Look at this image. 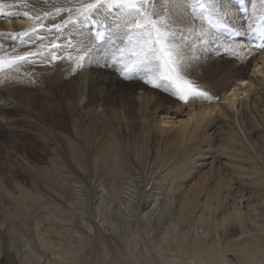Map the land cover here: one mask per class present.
Listing matches in <instances>:
<instances>
[{
	"label": "bare ground",
	"instance_id": "6f19581e",
	"mask_svg": "<svg viewBox=\"0 0 264 264\" xmlns=\"http://www.w3.org/2000/svg\"><path fill=\"white\" fill-rule=\"evenodd\" d=\"M107 1L119 7H114L113 13L118 20L113 23V27L121 31V35H129L128 33L133 32L136 25L144 26L143 19L160 20L163 27L161 33L155 29L153 40L155 36L159 37L155 40L153 55H148L153 59H149L150 61L144 64L135 63L139 55V47L133 43L135 39L126 42L125 48L120 45L119 48L111 49L107 36L104 48L108 53L119 55L122 65H119L118 73L113 74L114 72L109 70L108 62L105 61L107 62L104 64L106 70H102L103 73L99 74L101 75L99 79L90 73L88 59L99 51L100 44L95 41L91 30L86 28V24L91 17H94L104 30L102 14H106ZM167 1L169 0H156L153 6L145 0H0V43L10 44L15 39L14 46L19 45L13 54L4 58L29 57V54H33L31 57L36 58L34 64L15 65L0 73V79L15 74L17 80L19 74L21 78L29 76L30 81L31 78L36 79V84L46 81L48 86L53 88L58 87L62 80H73L71 75L79 77L63 86L62 90H64L60 99L65 102L66 107H78L80 112L84 111L83 113L87 115L82 118L81 115L78 116L81 119L76 118L72 122L73 130L71 128V131L68 126L65 130L66 124L60 121L58 124L55 120L56 123L52 124V128L54 137L57 138L55 139L59 141L56 142L61 148L54 147V153L51 156L53 169L57 174L59 173L58 175H61L60 172L66 173L65 170L70 172L68 174L67 171L63 177L64 191L60 187L58 200L63 202L65 199L74 200V203L68 206H70V212L74 211L75 215H72L76 218L74 216V219L68 218L67 213L64 212L66 209L64 210L62 203L57 201L59 214H57L58 217L54 215L51 219L55 220V223L64 220L79 223L82 218L84 228L87 226L91 229L92 223L91 219L88 220L86 209L89 203H94L95 207H99L98 216L102 225H106L105 228L109 231L119 234L121 241L116 246L105 242L106 245L104 241L98 240L99 237L82 233L71 234L78 237L70 241L66 237L69 234L64 233L59 224L51 221L43 223L40 211L34 207V203V205L30 203L32 191L26 188L19 178L14 181L15 177L13 180L15 187L19 190L17 194L3 185L0 179L1 205L13 204L18 208L14 216L19 217V222L23 223H19L20 226L29 233L25 234L26 237L35 240V242L30 241L35 248V251L31 252L33 254L30 252L22 254L16 250V256H20L21 264H39L42 258H47L43 264H264V213H258L259 207L253 202L229 209L228 205L235 194V187L226 175L216 176L217 163H220L221 158L235 157L232 155V149L228 150L230 147L228 141L233 146L235 137L229 133L230 131L228 132L230 135L228 139L226 138L227 143L223 142V146L217 147L223 154L218 156L214 149L216 148L214 140L220 132L217 131L218 123L214 122L213 116L219 113L233 117L243 106L246 109H243L240 123L246 130L248 114L245 113L249 110L248 108L254 107L256 110L258 107H264V47L260 51L254 50L252 46L244 44L241 40H231L216 34L204 22L199 13V9L203 6L212 11L219 23L244 34L248 24L241 18L236 5L231 0H222L225 9L224 14L221 15L216 9V0L203 1L205 5L204 3L198 5L194 18H190L186 13L185 16L180 12L176 13L178 0H173L172 4L170 1L172 7L165 10L166 3L167 7H170ZM248 1L251 10L249 21H252L253 25L256 20L264 17V2H260L262 10L255 12L257 7L251 0ZM110 8L111 6L108 9ZM55 10L59 12L56 13ZM257 14L259 16L256 17ZM237 19L239 21L235 24ZM74 20H78L77 25L73 23ZM174 26H179L180 31L184 29L187 36L175 34L174 30L178 29ZM140 28V26L136 28L139 33ZM146 28L149 30L148 27ZM40 34L44 35V40L38 39ZM51 38L53 41H49ZM18 40L22 42L19 44ZM70 40H72L71 43ZM28 41L31 42V46H26ZM42 44H62L63 47L50 51L42 49ZM107 51L103 55L107 54ZM108 55L107 57L110 56ZM222 55L226 57L221 58ZM59 56H62L60 61ZM164 56L169 57L167 70ZM213 56L220 58H213ZM47 60H52V66H46ZM211 62L213 64L210 65ZM234 63L240 64V69L232 75L227 71V67H234ZM247 67H250L251 71H248ZM17 70H24V72L19 73ZM260 75L262 77L259 78ZM153 77L157 81H153ZM171 78H173L172 81ZM255 78H258V82L261 81L262 85H258ZM140 79L143 80L142 84H136L140 82ZM10 80L5 85L8 86V95H15L21 101L25 100L26 107H39L43 104V101L35 104L40 100L33 97L30 99L31 96L24 95L25 93L16 94L14 91L17 87L9 89L15 84ZM166 81L172 83L173 87L178 86L175 92L177 101L172 98L174 93L169 92ZM188 82L193 84V88H185ZM158 93H163L165 96ZM42 94V97H45L44 101L53 100V98L50 99L54 97L50 88ZM54 99L56 101L57 97L55 96ZM51 104L47 107L64 108H60L57 103L53 105L51 102ZM95 107H103L101 109L107 111V116L101 115L99 127L102 130L99 134L93 131L96 117L90 115ZM58 112L57 115H59ZM106 113L104 112L103 115ZM52 115L50 113V116ZM98 117L100 118V115ZM51 122L53 123L54 120ZM170 131H175L173 137L168 135ZM150 132H152L151 135ZM247 132L250 134V131ZM220 138L223 137L220 136ZM257 143L258 141L253 148L264 162V146ZM168 159L178 162L179 165L176 170L167 173L164 179L162 174L166 172L162 171L164 162ZM58 162L62 165L55 166ZM195 162L200 167L208 169L196 180L187 183L193 173ZM138 163L142 170L137 172L135 168ZM31 167L28 170L34 172L35 176L38 174L42 176L40 173H43V169ZM235 167L239 175L250 173L253 177L256 176L252 178L251 186L264 193V177L259 170H256V166L249 169L240 163ZM217 171L221 172L218 168ZM45 173L44 171L43 174ZM84 173L85 177L86 175L91 177L93 185H89V182L83 179ZM44 180L42 179L44 183L48 181L45 184L41 182L44 186L54 185L55 189L59 188L52 179ZM167 182L169 189L165 185ZM88 185L92 186L90 190ZM50 189L54 191L53 187ZM37 192L36 195H38ZM55 193L57 195V192ZM261 197L264 198V194ZM6 198L8 203L4 204ZM114 203H119L120 209H115ZM103 205H109L110 209L107 211L110 217L105 214L104 209L102 213ZM73 206L74 210L71 211ZM9 208L11 211V206ZM244 208H246L245 211ZM221 213L222 217L219 218L218 215ZM106 216L111 219L105 221ZM2 221H6V218ZM185 225L189 227L187 232L181 231L182 226ZM197 226L202 229L201 232L197 230ZM158 227L162 228V232L157 234L158 236H153L152 232ZM233 228H239L240 233L229 234ZM4 232L7 237H11L10 231L6 229ZM114 238L118 239L117 236ZM27 246L26 249L31 248Z\"/></svg>",
	"mask_w": 264,
	"mask_h": 264
},
{
	"label": "rangeland",
	"instance_id": "374dc122",
	"mask_svg": "<svg viewBox=\"0 0 264 264\" xmlns=\"http://www.w3.org/2000/svg\"><path fill=\"white\" fill-rule=\"evenodd\" d=\"M170 1H171V4L173 3L172 2L173 0L167 1L168 4L170 5V7H167V3H166L165 4L166 7L164 6L165 10H167L166 8L170 9L172 7V5L169 3ZM203 1H206V0H188V1L187 0H178L179 3L177 2V4H176V9H177V6H178V10H176V13L180 12L184 16H185V13H186V15L189 14L190 18H192V17L194 18L198 5L199 6L203 5V3L205 5V2H203ZM145 2H147L149 4L151 3V5L155 6L156 0H145ZM216 2H217L216 9L218 10V14H220V15L224 14L225 7L223 5V1L222 0H219V1L216 0ZM218 2H220V3H218ZM252 2H255V0H252ZM257 2H258V4H257ZM260 2H264V1L263 0H259V1L255 2V6L257 7L256 8V12L259 11V10H262V7H261L262 3H260ZM9 4H11V3H9ZM109 6H111L110 9H108ZM114 7L119 8V7H117V5L113 4L112 2L107 1L106 2V14H104V13L102 14L103 15L102 20H103V23H104L105 30L107 32L106 34L109 35V41H110L111 47H114V46L115 47H119L120 45H123V44L126 45L128 42H130L133 39H135L133 43H134V45L139 47V55H138V58H137L135 63L141 62V64H144L147 61L152 60L153 57L152 56L149 57L148 55H153L152 49H155V45H156L155 40L159 37V36H155L154 40H153V34L156 33V30L159 33H161V28L163 27V23L160 20L151 21V20L143 19V21L145 22V25H144L145 27L143 26V24L142 25L139 24V25L135 26L136 28L139 27V26L141 27L140 28L141 29L140 33H139V30L138 29L136 30V28H135L134 31L132 30L133 32H130L129 35H127V36L126 35H121L120 34L121 31L118 30L119 31L118 32L117 29H115L113 27V23L118 20V18L115 16V13H113L115 11ZM182 9H183L184 13H183V11H181ZM108 10H110V11H108ZM258 14H260V13H258ZM166 16H167V14H166ZM167 17L170 18L169 16H167ZM238 21L239 20L237 19V21H235L234 23L236 24V23H238ZM248 23L251 24V22L247 21L246 24H248ZM146 27H148L149 30ZM176 27H177L178 30H174L175 34H177L179 36H183V37L187 36V34H185L186 31L184 29H181V31H180V27L179 26H174V28H176ZM142 29H144V31ZM145 29H147V30H145ZM183 30H184V32H183ZM132 34H135V35H132ZM184 35H186V36H184ZM132 36L133 37L135 36V37L132 38ZM194 36H195V34H194ZM160 37H161V34H160ZM193 38L195 39V37H193ZM13 40H14V43H15V39H13ZM50 40L53 41L52 38ZM109 41H108V43H109ZM242 42L244 44L246 43L245 41H242ZM104 44L105 43L101 44L100 48L98 49L99 51L96 52V54H93L91 56V58L88 59V61H89L88 69L90 70V67H91V72L90 73L93 74L94 76L96 75L95 77H98L99 79L101 78V75H99V74L103 73L102 70H106V68L104 67V64H106L107 62H108L107 65H109L108 66L109 70L113 71L114 72L113 74H115V72L118 73V68L122 65V59L119 56H117V55L109 54L108 51L104 48ZM144 44H146V46H144ZM185 44H186V42H185ZM112 49H115V48H112ZM106 51H107V54L103 55ZM7 52L8 53L12 52V49H8ZM30 55H32V54H30ZM107 55L109 57H107ZM105 56H106V59H105ZM112 57H116L114 62L111 61ZM214 57L215 56H213V58ZM222 57L224 58L226 56L222 55L221 58ZM215 58L219 59L220 57L219 58L215 57ZM163 59H164V62H166L165 69L167 70L169 68V66H168L169 57L168 56H164ZM205 59H207V58H205ZM50 61H52V60L47 61V63H50ZM105 61H107V62H105ZM232 63H233V61H232ZM211 64H213V62H211L210 65ZM46 66H49V65H46ZM50 66H52V65H50ZM25 69H28V68L25 67ZM239 69H240V64L237 65V63H234V67H227V71L230 72L232 75H234L235 71L239 70ZM247 70L251 71L250 67H247ZM17 71L19 73L20 72H24V70H17ZM22 74H24V73H22ZM14 75L15 74H12V75H9L11 77L7 76L8 77L7 78L5 76L3 79H0V179H2L1 183L3 185H5L6 187H8L9 189H11L12 191H14V193L16 192V194H17V192L19 193V190H18L17 187H15V182L14 181L20 179L19 181H22V183H24V186L26 188H28L30 191H32V192H30L31 193V197H32V201L30 203H32L31 205L35 204L34 207H36V209L40 211V214H41V216L43 218V223L45 224V223H48L49 221H51L54 224H59L60 225L59 227L62 228L64 233H66L67 235L69 234L66 237L69 238L70 241H74L75 238L78 237L77 235H79V233H82L84 235H93L95 237L97 236L96 238L99 237L98 238L99 241H104V243L106 242L107 244H109L111 246H116L118 243L121 242L119 240V238H120L119 234L117 235L116 233L109 231L107 228H105V227H107L106 225H104V224L102 225V222L99 220V216H98L99 215V212H98L99 211V207L98 206L95 207L96 205L94 203H89V206L86 209L87 210L88 220L91 219L90 220V222L92 223L91 227L92 228L95 227V228H93L94 230L92 228L90 229V227L88 229L87 226L84 228L85 225L83 223L84 221H83L82 218H81V222H79V223L77 221H72L75 225H72L73 224L72 222L70 223V221L68 222L66 220H64L63 222L60 221V223H58V222L55 223V220L51 219L52 216H54V215L57 216V214H59V212L57 211V206L59 205V204L56 203L57 201H60V203H62V207L64 208V210L66 209L64 212L67 213L68 218H70V217H71V219H74V217L76 218V216H74L75 214H74V211H73L74 210V206L72 207L73 209L71 208V211H73V212L69 211L70 210V208H69L70 206H68V205H70V203L73 204L74 200L71 199L72 200L71 201L70 199H68V200L65 199L64 202L61 201V200H58L60 198V196L58 195V191H59L60 187H61L62 191H64L63 190L64 189L63 188L64 187L63 186V181H64L63 177H64V175H66L68 170H65L66 173L65 172H60L61 175H58L59 173L57 174L56 170L53 169L54 166H53L52 161H51V158H52L51 156L54 153V147L61 148L59 146V144L57 143L59 141L56 140L57 139L56 137H54L55 135H54V131H53V128H52L53 127L52 124H54L56 122L59 124V121H60V123H62L64 125L66 124V126H65L66 129L65 130H67L69 128L70 129L69 131H71L72 122L74 120H76V118L78 120H80L82 118V116L86 117V115H87V114L83 113L84 111L80 112L78 107H72V106H67L66 107L65 102L60 99V95H61L62 91L64 90V89L62 90L63 86L65 84L72 83L73 81H75L79 77H77V75H75V76L71 75L73 80H62V81H60L58 87H53L52 88L51 86H48L46 81H43L42 83H39V84L37 83L36 84L35 81H37V80L34 79V78L33 79L31 78V81H30V77L29 76H28L29 78L28 77L25 78V76L24 77L22 76V78H21V77H19L20 75L18 74V77H17V80H16V76L17 75L16 76H14ZM116 76L118 78L117 74H116ZM258 77L260 78L262 76L260 75ZM9 79L14 81V83H15L12 86H10L9 89L13 88V87H17V88H15V91H14L16 94L25 93L24 95H27V96L30 95L31 96V97H29L30 99L33 97L36 100H40V101H36L35 104H38L41 101H43V104L40 105L39 107H26L25 100L21 101L15 95L14 96L8 95V92H7L8 91V89H7L8 86H5V85H6V83H8ZM172 79L173 78H171L170 80L172 81ZM255 79H256V82H257L258 85L261 84L260 79H259L260 82H258V80H257L258 78H255ZM15 80L18 81V82H16ZM177 80L180 81V79H177ZM190 80H193V79H190ZM142 81L143 80L140 79V82L138 81V82H136V84H138V85L142 84ZM153 81H157V80L153 77ZM29 85H31V86H29ZM135 86L136 85H134V87ZM167 86L169 87V92H173L174 93V96L172 98L174 99V101H177L176 100L177 94L175 92L178 90V86L173 87L172 83H170V82H167ZM48 88H50V92H52L53 96L57 97L56 101H55L54 97H50V99L53 98V100L49 99L50 101H44L45 97H42V95H43L42 92L46 91ZM185 88L186 89H191V88H193V84L191 82H188L185 85ZM254 92H255V90H254ZM158 94H162L163 96H165L163 93H158ZM24 95H22V96H24ZM26 98H28V97H26ZM51 102H53V105H55L57 103V104H59L60 108H63V107L64 108L63 109H59V107H47V106H49V104L52 105ZM42 108H43V110H42ZM95 108H94V110H92L93 112H90V115L91 114L93 115L92 117H96V119L94 118V122H96L95 123V128H94L95 130L93 128L92 129H93V131H96V134H99V133H101L100 131L102 130V128L99 127L101 115H102V117H104L105 115L107 116V113H106L107 111H103L102 110L103 107H99V108L95 107ZM223 108L225 109V107H223ZM55 109H58V110H55ZM243 109H246V108L241 106L239 111L237 113H235L236 115L234 114L233 117H232V115H230V116L226 115L227 116L226 117L224 114L220 115L219 113H216V114L213 115L214 116V122L218 123L217 127L219 129L217 131L220 132V135H217L216 139L214 140V145L216 146V148H214V149L216 150L218 156H221V154H222V152H220V150L218 148L220 146H223L222 145L223 142L225 143L226 141H228L227 139H228V137L230 135L229 133H231L235 137V140L233 141L234 142L233 146L231 145L232 143L230 144V141H228L229 142V146H230L228 150L232 149V155H234L235 157L226 156V157L221 158L220 163L219 164L217 163V166H218L217 168L221 172L217 171V168H216V173H217L216 176L220 175V174L221 175H226L227 178L232 182L233 186L235 187L234 188V193L235 194L233 193L234 195H233L232 199L230 200V204H229L230 206L228 205V207H230L229 209H232L233 207H235L237 205L244 206V205H246L249 202H253V203H256L258 205V207H259L258 213H264V207H262V206H264L263 205L264 204V198L261 197V196H263L264 193H263V191H260L259 189L255 188L254 186H251V180H252V178H255L256 176L253 177V175L250 174V173L248 175L247 174L243 175L242 173L239 175L238 174L239 172L235 170L236 167L234 168L235 165L240 164V163L243 164L244 166L248 167L249 169L256 166V170H259L261 176L264 177V172H263L264 171V162H263L262 159H260V157L255 152V149L253 148V145L257 141H258L257 144L260 143L259 145L264 146V141H263L264 122H262V121H264V107L263 108L262 107H258V109H256V110L254 109V107H252V109L248 108L249 110L246 111L245 114L246 115L248 114L247 115L248 118L246 117L247 118V124H246L247 125V129L246 130L250 131V134L246 130H244L242 128L241 123H240V120H241L240 118L243 115ZM260 109H262V110H260ZM60 110L63 111V112H61ZM48 111H50V112L48 113ZM57 111H59L58 112L59 115H57ZM96 111H98V112H96ZM101 111L103 113L105 112L106 114L103 115V113ZM222 111H225V110H222ZM226 111H227V109H226ZM249 111H251V112H249ZM43 112H44V114L42 115ZM60 112H61V114H60ZM94 112L98 113L97 115L98 116L100 115V118ZM46 113H47V115H46ZM50 113H51V115L53 114L54 116L53 115L50 116ZM258 114H259V116H258ZM80 115H81V118L78 117ZM44 116H46V117H44ZM54 117H55V119H54ZM45 118H46L47 121L45 120ZM53 120H54V122L52 123L51 121H53ZM55 120H56V122H55ZM250 121H252V122H250ZM226 123L229 124V125H227ZM69 124H70V126H69ZM232 124H234V125H232ZM96 125H97V128H99V129L96 128ZM67 126H68V128H67ZM125 128H126V126H124V130H125ZM42 129H44V130H42ZM41 130H42V134H41ZM72 130H73V128H72ZM232 131L235 132V133H233ZM174 132L175 131H173V132L170 131V132H168V135L170 137H173L174 134H175ZM251 132H252V134H251ZM151 134H152V132H150V135ZM44 135H45V137H44ZM220 136L223 137V138H220ZM6 137H8V138H6ZM47 137L48 138L50 137V138L48 139ZM128 139H129V137H128ZM5 141H8V142L6 143ZM234 144L237 145V146H235ZM168 160L171 161V162H169ZM168 160H166V162H164V167H163V171H162L163 173H165V172L166 173L165 174L161 173L162 177L164 179H165L167 173H170L171 171L176 170L178 165H179L178 162H175L172 159H168ZM200 161H202V160H200ZM61 163H62V160H61ZM61 163L60 162L55 163V166H57L58 164H61ZM167 164H168V166H167ZM165 165L167 167H165ZM194 165L196 167L194 166L193 173L190 175L187 183H191L194 179L196 180L201 174H203L205 172L206 169H208V168L204 169V168L200 167L199 165H197V162H195ZM31 166L41 168L46 173L43 174L44 171H42L43 173H40L42 176H40L37 173L38 175H36L37 176L36 177L34 172H31V170L30 171L28 170L29 167H30V169L32 168ZM139 166L140 165L138 163V165L135 168L137 172L139 170L140 171L142 170ZM172 166H174V167H172ZM171 167H172V169H171ZM145 170L146 171L148 170V165L146 166ZM69 173L70 172L68 171V174ZM232 173H233V175H232ZM236 175H238V176H236ZM14 178H15V180H14ZM17 178H19V179H17ZM39 179H41V180H39ZM42 179L43 180L44 179H48L49 181L52 179L53 182H55V184H57V186H59V188L55 189L54 185H49L48 186L49 188L47 186H44L42 183H44L45 180L42 181ZM83 179H85V181H88L89 185H93V180L91 179L90 176L88 177L86 175V177H85V173L83 175ZM33 181H35V182L37 181V182L35 183ZM47 182L48 181H46L45 183H47ZM53 182H51V183H53ZM34 183H35V185H34ZM10 184H12L13 186L12 185L10 186ZM37 184L38 185L41 184V185L38 186ZM89 185H88V188L90 190V187H92V186H89ZM165 185L167 186L166 188H168V182ZM35 186H37V187L34 188ZM38 187H40L39 190L37 189ZM45 187H47V189ZM50 187L51 188L53 187L54 191L52 189H50ZM36 192H37L38 195H36ZM55 192H57V195H56ZM161 192H162V190H161ZM53 193H55L56 197H55V195ZM166 195H167V193H166ZM168 196H169V194H168ZM7 200H8L7 198L4 199V204L8 203V202H6ZM114 200H117V199L114 198ZM68 201H69V203H68ZM30 203H28V205ZM1 204L2 203H0V247H1L0 248V250H1L0 264H19V263L21 264L20 256L19 257L16 256V250H19V252L22 253V254L24 252H30V254H33L31 252L35 251V248H34L32 242L33 241L35 242V240H33L31 237H28V238L26 237V235L29 234V233L27 232V230L25 232V229L22 226H20L19 223H21V222H19V220H18L19 217H15L14 216V214H16V211L18 210V208H16V206H13V204H10L9 206L8 205L7 206L6 205L2 206ZM261 204H262V206H260ZM113 205H114L115 209H120L119 203H114ZM115 205H117V207ZM10 206H11V211H10V208H9ZM108 206L109 205H103V208L101 207V211L103 213L102 209H104L105 214L110 217V215H109V213L107 211V209H110ZM6 207H8V208H6ZM243 210L245 211L246 208H244ZM7 211H10V212H7ZM13 212H15V213H13ZM47 214H51V216H47ZM72 214H74V215H72ZM107 216L105 217V221L111 219V218L108 219ZM4 217L6 218V221H2L3 219H5ZM218 217L221 218L222 217V213L219 214ZM64 222H66V223H64ZM4 223H5V225H4ZM68 223H70V224H68ZM94 223H95L96 226L94 225ZM21 224H23V223H21ZM65 224H68V225H65ZM80 226H82V228ZM98 227H100V229ZM9 228H10V230H9ZM71 228H73V230ZM6 229H7V231H10V233L12 234L10 238L7 237V235L4 232ZM161 230H162V228L158 227L156 229V231L152 232L153 236H158L157 234H160L162 232ZM188 230H189L188 225L182 226L181 231L187 232ZM197 230L199 232H201L202 229L199 226H197ZM12 231H14V232H12ZM107 231L111 232V233H108ZM70 232H72V233H70ZM90 232H92V233L90 234ZM13 233H14V235H13ZM73 233L74 234L78 233V234L76 236L75 235L72 236L71 234H73ZM100 233H101V235H98ZM238 233H240V229L239 228H233V230H230V232H229V234H238ZM145 235H147V234H145ZM116 236L118 237V239L114 238ZM30 241H32V242L30 243ZM65 244H67V243L65 242ZM13 245H14V247H13ZM27 245L31 246V248L30 249H28V248L26 249ZM29 246H27V247H29ZM18 260H19V262H18ZM33 260H34V257H33ZM46 261H47V258H42V260L40 261L39 264H43Z\"/></svg>",
	"mask_w": 264,
	"mask_h": 264
}]
</instances>
